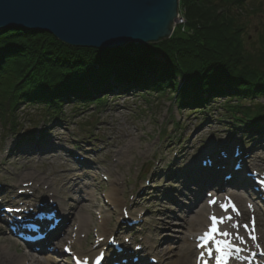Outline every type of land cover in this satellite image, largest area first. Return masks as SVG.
I'll return each mask as SVG.
<instances>
[{
    "label": "rangeland",
    "instance_id": "rangeland-1",
    "mask_svg": "<svg viewBox=\"0 0 264 264\" xmlns=\"http://www.w3.org/2000/svg\"><path fill=\"white\" fill-rule=\"evenodd\" d=\"M263 2L264 0H244L242 3L249 17L242 37L247 39L246 46L253 52L259 47L258 37L264 27V11L261 8ZM251 5L257 8L256 14L249 15ZM177 11L178 20L170 38L187 35L193 30L188 28L184 14L179 9V0ZM180 84L177 80L176 86L179 87ZM171 97V93H151L147 96L131 90L121 94L112 92L84 103L63 104L62 113L53 117L46 116L37 106L21 104L13 114L9 113L13 117L6 114L3 119L0 118V194L1 198L6 199L4 206L18 203L17 192L25 185L31 187V175L42 177L55 170L75 169L78 179L71 185L74 193L64 196L67 204L64 212L68 217L65 224L71 220L69 234L73 231L79 239L73 246L79 254L91 256L94 252L89 251L102 233L101 216H107L109 220L103 226V233L108 234L106 237L118 236L123 232L125 235H120L122 243L126 240L132 247L137 244L146 247L151 243L157 248H170L180 243V248H186L190 244L189 237L184 241L178 240L182 234L177 233V223H180L189 210L196 209L198 203L193 199L203 188H196L197 185L189 182L192 178L188 180L187 177L194 173L189 176L187 173L207 158L213 161L214 154L220 157L219 150L223 147L233 148V151L237 146L244 153L243 164L248 172H264V137L253 139L242 127L234 126L231 120H227L222 110L224 100H214L210 110H202V114L197 115L192 114L198 113L195 112L197 110L176 108ZM96 100H102L103 105L94 107ZM243 103L264 104V98ZM258 107L260 106L257 105L255 109ZM12 118H15L13 128L10 124ZM25 139L30 142L23 143ZM32 144L42 146L41 148L48 145L54 149L60 148V152L53 156H42L39 151H34L38 147L30 148ZM74 158L81 159L82 165L87 166L77 165ZM235 162L237 161L233 160ZM111 187L118 188L119 207H114L109 202L107 193ZM225 190L223 189L228 192ZM25 191L27 194L19 199L27 202L36 199L34 193ZM167 197L172 201L164 199ZM81 200L85 206H93L91 210L89 208L92 216L86 217L87 225L82 229L77 223H73L74 208ZM260 207L263 208L262 205ZM55 209L58 216L62 215L61 208ZM247 218L245 216L246 221ZM120 219L136 220L137 226L131 231L118 232L125 227V222ZM260 221V231L263 234L264 216ZM162 224L168 227L165 228ZM1 227L0 246L5 249L6 245H10L6 249L10 255H24L20 244L8 238ZM62 231L63 229L60 233ZM69 234L65 239L71 238ZM132 237L133 243H130ZM262 240L264 242V236ZM60 246L58 245L55 253L57 256H61ZM33 255L39 260L43 258L41 255ZM48 256L55 260L54 255ZM151 256L149 254L146 257ZM56 259L57 264L69 262L66 258ZM172 260L171 264H177L174 258Z\"/></svg>",
    "mask_w": 264,
    "mask_h": 264
},
{
    "label": "trees",
    "instance_id": "trees-1",
    "mask_svg": "<svg viewBox=\"0 0 264 264\" xmlns=\"http://www.w3.org/2000/svg\"><path fill=\"white\" fill-rule=\"evenodd\" d=\"M243 2L179 0L193 29L189 34L122 50L73 49L45 33L1 30L0 118L13 117L21 104L58 116L63 104L131 90L147 96L171 93L176 108L197 110L192 113L197 115L210 110L214 100H224L227 120L253 139L264 137V104L243 103L264 98V27L253 52L242 37L249 22ZM249 11L258 12L252 5ZM101 105L102 100L93 103ZM10 121L13 128L15 118Z\"/></svg>",
    "mask_w": 264,
    "mask_h": 264
},
{
    "label": "water",
    "instance_id": "water-1",
    "mask_svg": "<svg viewBox=\"0 0 264 264\" xmlns=\"http://www.w3.org/2000/svg\"><path fill=\"white\" fill-rule=\"evenodd\" d=\"M178 0H0V30L52 36L75 49L120 50L170 38Z\"/></svg>",
    "mask_w": 264,
    "mask_h": 264
},
{
    "label": "bare ground",
    "instance_id": "bare-ground-1",
    "mask_svg": "<svg viewBox=\"0 0 264 264\" xmlns=\"http://www.w3.org/2000/svg\"><path fill=\"white\" fill-rule=\"evenodd\" d=\"M1 31V30H0ZM48 35V34H47ZM50 36V35H49ZM52 37V36H51ZM53 38V37H52ZM70 48V47H68ZM43 151L46 150H50V149H54L52 148V146L49 147L45 146L43 148H41ZM39 149V150H41ZM54 155V154H52ZM190 171V170H189ZM76 172H74L73 169H69V168H64L61 170H58V172L55 170L52 174L49 175H44V176H37V175H31L32 180H30L32 182L31 187H29L36 195V200L42 201V203H45L46 207H52V206H48V205H53L59 208H61V212L64 213L65 209H66V200L64 199L65 195L68 194H72L73 189H72V184L76 183V180L78 179V177H76L77 175H75ZM113 183V182H112ZM116 183V181L114 182V184ZM71 186V187H70ZM112 186V184H111ZM1 189V187H0ZM117 194H118V188L116 187H111V189L108 191L107 193V197L109 199V202L111 204H113L114 207H119V202L117 200ZM236 199L239 201L241 199H239V197L236 196ZM93 206H85L83 200H81L80 202H78L76 204V207L74 208L75 213H74V219H73V223H77L78 227L80 229H82L83 227H85L87 225V218H91L92 213L90 212L91 208ZM90 208V210H89ZM189 210V207L188 209ZM207 213V209L205 204H203V201H199L197 208L193 209V210H189L187 214H185L182 217V220H180V223L178 225V230L177 233L182 234V237H178V240L180 241H184V239L188 236H192L193 233H197L200 232L201 230H203V226H204V216ZM88 216V217H87ZM87 217V218H86ZM108 217L106 216H101V226L102 228H100L101 230V234L99 235V237H104L105 239L107 238L105 235V233H103L105 231V227H103L107 221H109L107 219ZM117 221H119L118 217H117ZM120 221H122V219H120ZM70 225V223H69ZM69 225H66L65 228L61 227L60 229H64V231H62V238L60 239V245H64L65 244V237L67 236V234H69ZM164 227H168L165 224ZM100 226V227H101ZM123 234H121L122 236ZM121 236L118 235L116 237L117 241L119 242L121 240ZM176 237V238H177ZM175 238V240H177ZM108 239V238H107ZM106 239V240H107ZM174 240V241H175ZM2 240H0V244H1ZM73 244V242H71ZM164 244V243H162ZM42 245V244H41ZM10 245H6L5 249L0 246V264H57V260L52 261L51 258L49 257H43L42 260L37 259L36 257H34V255H32L31 253H26L20 257H16L13 255H10L9 253H7L6 249L7 247ZM107 248V249H112L111 245H103V244H99L97 248L95 249H91L89 252H93L92 255L97 254L98 250H102L101 248ZM63 248V247H62ZM97 249V250H96ZM120 249H122V251L120 252ZM145 249L152 254V256H154V258L158 259V264H171L172 263V258H174L175 263L177 264H194L193 260H194V250H193V246L189 245L186 248H180V243L176 246V247H161V248H157V246L150 244H147ZM129 250V247L127 249ZM126 247H124V243H121L118 251L121 254H124L127 252ZM40 252L44 253V248L40 247ZM133 250L131 253H126V257L127 259H131V257H133ZM91 255V256H92ZM19 256V255H18ZM83 257H86V255H83ZM129 261V260H128ZM127 264H131V261L128 262Z\"/></svg>",
    "mask_w": 264,
    "mask_h": 264
},
{
    "label": "snow or ice",
    "instance_id": "snow-or-ice-1",
    "mask_svg": "<svg viewBox=\"0 0 264 264\" xmlns=\"http://www.w3.org/2000/svg\"><path fill=\"white\" fill-rule=\"evenodd\" d=\"M233 210H235L233 208ZM216 224V220L215 218H213V228L211 229V231L209 233L205 234V241L207 242L208 240H212L213 239V234L216 233L218 231V229L215 227ZM223 235L227 236L228 233H223ZM217 247H216V251L218 253H220V255L217 257V264H227V259L229 256V249H230V244L226 241H216ZM209 255H211V253H209Z\"/></svg>",
    "mask_w": 264,
    "mask_h": 264
}]
</instances>
